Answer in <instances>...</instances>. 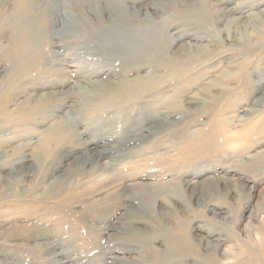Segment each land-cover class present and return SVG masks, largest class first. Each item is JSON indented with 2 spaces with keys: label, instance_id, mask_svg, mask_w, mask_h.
I'll list each match as a JSON object with an SVG mask.
<instances>
[{
  "label": "rangeland",
  "instance_id": "obj_1",
  "mask_svg": "<svg viewBox=\"0 0 264 264\" xmlns=\"http://www.w3.org/2000/svg\"><path fill=\"white\" fill-rule=\"evenodd\" d=\"M3 1L7 9L3 14L16 3L20 6L25 2L16 12L19 31L25 21L19 15L34 14L30 20L33 45L44 57V62L40 61L42 68L55 79L71 75L69 83L55 88L50 85L51 78L39 79L49 87L28 89L29 96H21L17 103L73 88L82 90L84 95L74 96L57 114L53 110L58 103L51 102L52 109L35 116L38 125L34 127L5 130L0 135V157L14 149L33 156L56 124L69 125L71 147L76 141H92L98 136L103 143H109L127 132L139 134L140 142L94 160L86 169L89 174L74 175L67 182L72 190L59 203L45 200L43 193L72 162L85 155V146L74 149L59 172L25 199L22 194L38 184V177L23 180L18 177V163L2 162L0 195L7 199L0 201V264H264V102H259L264 89V0H190L191 7L182 0L148 1V5L165 11L158 15H151L146 4L139 7V12L138 6L131 5L135 0ZM209 1L219 8L217 15L245 7L244 17H235L241 21L239 29L226 24L206 25L207 34L194 33L197 22L210 18L204 8ZM253 4L262 5L255 8ZM249 16L253 18L249 20ZM145 22L146 26H141ZM174 23L173 30L163 32L162 24ZM184 26L193 29L190 37H200L201 41L177 42L164 55L158 42L170 41L167 38L175 37ZM141 36L157 41L142 46L138 43ZM10 37L7 34L3 38L2 47L9 45ZM133 40L137 46L129 44ZM186 44L215 54L192 65L179 80L174 76L155 92L111 101L103 96L106 87H91L107 78L104 74L94 75V62L114 56L119 47L144 48L155 58L172 64V70L152 76L161 83L180 70L174 59L184 55ZM109 47L111 50L104 51ZM193 49L190 54L196 56ZM1 64V71L5 70V62ZM140 75L151 76L146 71ZM187 83L193 87L184 94L183 84ZM188 113L191 123L185 128L181 117ZM171 114H175L176 124L168 129L140 123L143 116L145 121L156 117L170 121L166 116ZM144 125L145 132H141ZM148 128L161 135L151 136ZM90 132L92 137L87 136ZM139 179L147 180L144 184L148 190L133 188ZM54 211L60 214H50ZM44 220L48 226H43ZM20 226L27 228L19 230ZM35 228L39 232L49 228L59 237L25 238Z\"/></svg>",
  "mask_w": 264,
  "mask_h": 264
},
{
  "label": "bare ground",
  "instance_id": "obj_2",
  "mask_svg": "<svg viewBox=\"0 0 264 264\" xmlns=\"http://www.w3.org/2000/svg\"><path fill=\"white\" fill-rule=\"evenodd\" d=\"M148 1H150V0H135L134 2H131V5L138 6V11L141 12V9L139 7L142 4H146L147 6H145V7H147V11L149 10L151 15L164 14V12H165L164 10L162 11L157 6L155 7V6L148 5L147 4ZM182 1L189 2L188 5H186V6H190L191 7V5H193V3H190L191 2L190 0H182ZM23 2H24V0H22V3ZM257 2L259 3V1H257ZM257 2H255V3H257ZM3 3H4V1L0 0V76L3 75L2 76L3 78H0V135H2L5 132V130L10 129V128L14 127V126L20 128L22 126H26V127L33 126L34 127L35 125H38V122L36 121L37 119L35 118V116H37V115H45L44 112L52 109L50 107L51 102H53V103L57 102L58 103L57 107H55L54 110H53V112H55L57 114V112H59L60 109L65 107V105L68 102H70L71 99L74 98V96L84 95V92L82 90H79V89L76 90V88H73L71 90H68L65 93H59L58 95L49 94V95H46V96H41L39 99H36L35 101H33L32 99H27L23 103H17V102L21 101V100L16 101L21 96H22V98H23V96L24 97L27 96V94H28L27 90L28 89H30V91H31V89H34V90L41 89L42 87L47 85V83H44V82L41 83L42 81L40 82L39 79H42V78L44 79L45 78L47 80L48 78H51L53 81L50 82L51 83L50 85H52V87L55 88V87H60L62 85H65L66 83H69V81H71V75L60 76V77L57 76L56 79H55L54 75L48 74V71H45L42 68L43 63H42V65L40 63L44 62V61H42V58H44V57H42V55L40 57V54H38L37 51L34 50L35 48H34V45H33V43H34L33 41H34L35 37H33L34 36V34H33V25L30 22L31 18L34 17V14H32V12H22L19 15L21 17H24L25 21L22 22V24H20L21 25L20 31L17 29L16 25L18 23V13H16V12H17V9L21 5H22V7H24L25 2L23 4H21L20 6H19V4L16 3L14 7L9 9L7 14H3V11L7 10ZM212 4H213L212 1H209L206 4H204L205 7L204 6L203 7L207 10L208 13H210V15H209L210 18L208 19V21L205 20V21H202V22H197L198 25H197L196 28H194V33H198V32L201 31L202 33H204V35L207 34V32H208L207 29L208 28L207 29L205 28L206 25H208V26L209 25H211V26L213 25L215 27H218V26L220 27V25L226 24V25H234V27L238 26V29H239V25L241 24V21L235 19V17L241 18V16H243L245 14V7L236 8L235 10H232V11H225L224 10L225 12L217 15V13L219 11V8L216 7V5H212ZM261 5L262 4H256V5L253 4V6L255 8H257L258 6H261ZM261 15L264 16V13L262 12ZM254 16L257 17V15H254ZM252 18H253V16H249V20L252 19ZM174 25H175V23L174 24H162L161 28H162V30H164L163 32H167V31L173 30ZM141 26H146V22L142 23ZM246 27L247 26H245V28ZM240 29H241V27H240ZM192 30H193L192 28H189V27L187 28L186 26L182 27V29L175 35V37L171 36V37L167 38L168 40L170 39V41L165 40L164 43H162V42L160 43V41H159L158 44H157V45H159L158 48L161 51L164 52V55H166V54L171 52V48H172L173 45H177L180 42L182 43L183 41H186V40L201 41L202 38H200V37H190L189 36L190 33L193 32ZM7 34H10L11 37H10V41L8 42L9 45L5 48V47H2L1 42H2L3 38H6ZM148 38H145V37L141 36V38L139 39L138 43H140L142 46H144V45L149 44L150 42H154V41L156 42L157 41L155 38H150V39H148ZM203 39H204V37H203ZM160 40H163V39H160ZM129 42H130L129 44L136 43V41H134V40L133 41H129ZM215 43H217V42H215ZM232 43L235 44L236 42H232ZM136 46H137V43H136ZM203 48L204 47L195 48V50H194L193 48H190L187 44L184 45V47L182 49L183 52H185L184 55L182 56V54H181L180 59L179 58L178 59H174L179 64L178 66H179L180 70L178 72L174 73V75H170L168 77V79H166L165 81L159 83L152 76H154V74H157L158 72L159 73H164V72H166L169 69L172 70V64L170 65V64L165 63V61L162 60L163 58L162 59L155 58L154 55H152L147 50H144V48L143 49L142 48L139 49V48H127V47L126 48L125 47L124 48H120L119 47V48L116 49L117 51H116V54L114 56L107 57V58L105 57V59L96 60L94 62L95 66H96V71L94 72V75L96 74L97 76L98 75L101 76V75L104 74V75L107 76V78H113V79L123 78V79H125L127 81H121V83L120 82L116 83L114 81H107V78H106V79H103V80H101L99 82L92 83L91 87L92 88H95V87H106V90H104V95L103 96L106 97L107 99H111V101H115V100H124V101H126L128 99V97L129 98L130 97H139V95L144 94V93L147 94L149 92H153V91L155 92L156 91L155 89H158L159 87L163 86L166 83L168 84V82L171 81L174 76H178L177 80H179V77H181L180 76L181 74L184 75V74H188V72H190L191 69H189V68L192 65H194L195 63H199V62H204L208 58L213 56V54H215L214 51H208V50L203 49ZM109 49L111 50V47L105 48L104 51L105 50H109ZM192 49L197 52L196 56H192V54H190ZM2 62H5L6 68H5V70L1 71V68H3L2 64H1ZM145 71L148 72L149 74H151V76L149 78L140 75L142 72H145ZM34 72H36V74L38 73L37 76L32 75ZM256 74H257V71H256ZM133 75H135V77L132 80H129L128 78L133 76ZM246 78H245V80H246ZM241 80H243V79H241ZM247 82H249V81H247ZM146 84H148L146 87H140V86L146 85ZM230 84L231 83H229V85ZM134 86H136L137 88L133 89ZM192 87H193V84H188V83L187 84H183V91L184 92L182 91V93L185 94V92L191 90ZM262 91H263V93H262L263 96H262L261 101H259L261 103L264 102V89ZM219 94L221 96V92H219ZM28 96H29V94H28ZM38 96H40V95H38ZM207 96L208 95H206V97ZM99 98H101V97H99ZM99 98H98V100H100ZM96 99L94 98L95 101H96ZM107 99H106V101H108ZM183 102H185V101H183ZM259 102H257V103H259ZM146 108L147 107H145V106H141V109H143V111L146 110ZM203 108L205 109L206 106L203 105ZM253 109H254V107H253ZM148 112L151 113L150 110ZM140 115H141V113H140ZM155 115H157V114H155ZM173 115H175V114H171V115H167L166 116L170 121H165V120H163L164 118H160V117H156V118H154V120L145 121V119H143V117H144L143 116L142 120H140V123L141 122H143V123L147 122L146 124L153 125L154 126L153 128H155V129L160 128V127L168 129L170 127H173V124H176V120L173 119L174 118ZM148 116H150V115L147 113V118H149ZM189 117H191L189 113L186 115V117L185 116L181 117V118H183V124H185V128L188 126V124L191 123V121H190L191 119H189ZM138 125H136L135 127H137ZM141 125H142V123H141ZM135 127H133V129ZM145 127L146 126L144 125L140 129L141 132L144 131ZM14 129L12 128V130H14ZM138 129H139V127H138ZM148 129L151 130V132L149 133V134H151V136H153V135L160 136L161 135L159 133L160 131H157V132L153 133L152 128L151 129L148 128ZM70 131H71V129H70L68 124H66V125L65 124H61L59 126L56 124L55 129H53V131H51L52 132L51 135L48 136V137H44V139L42 140L41 144L38 145V147H36L33 156L26 155L25 153L19 154L20 150L19 149H14L12 151V153L5 154L4 156L0 157V164L2 162H4V163H6V162L18 163V165L20 166L19 170H18V174H19L18 177H21L23 180L27 179V180L30 181V179H35L36 177H38L37 178V179H39L38 180V184L37 185L35 184L34 186H32V188H30V191H28V193H25V195L22 194L23 195L22 198L25 199V197L29 198V197H32L33 195H35L37 190L39 191V189H37V188L43 186L46 183V181L50 177H52L51 176L52 174L58 173L59 170L63 167L64 163H62V162L66 161L69 158V154H71L73 151H75L74 149H76V148H78L80 146H85V149H86L85 155H83L82 157H80L77 160H75L74 162H72L71 165H69L68 168L63 172L62 176L58 177L51 184V186L46 188L48 190L45 191V193H43V198L45 200H47V199L50 200L51 199L52 201H56L57 203L63 202L61 200H63L64 194L66 192L72 190L71 188H68L67 182L74 175L76 177L77 176H81L82 177V176L86 175L87 173L89 174L90 172H88V171L86 172V169H87V167H89L94 162V160L102 159V158L110 155V153L112 151H116V150L122 149L126 145H136L138 142H140V140L137 139V137L140 136L139 134L138 135L137 134L134 135V133H136V132H133V134H132V132H130V134H129L130 136H129L128 132H127V133L123 134V136H121L119 139H117L115 141H111L109 143H106V142L103 143L102 137L98 136V137H96L95 140H92V141H90L89 139L85 140L84 142L76 141L74 143L73 147H71L70 144H72V142H71L72 140H70V137H68L69 134H70ZM132 131H134V130H132ZM48 133H50V130H49ZM158 133H159V135H158ZM172 134H174V133L172 132ZM90 135H91V132L88 133L87 136H90ZM90 137H92V136H90ZM165 138L167 139V136H165L164 139ZM54 143H55L56 146L53 145ZM17 155H18V157L14 160V157L17 156ZM12 159H13V161H12ZM3 166L0 165V170H1V167H3ZM94 172L92 171L91 173H94ZM146 181L147 180L139 179L138 181H135L134 184H132V186H133V188L148 190L147 185L144 184V183H146ZM114 182H113V184H114ZM17 184H18V186H21V184L19 185L18 181H17ZM43 188H45V187H43ZM52 190L54 192L56 191L57 194L53 195L52 192L49 193ZM114 192H115V190H114ZM110 194H107V195L109 196ZM3 195L4 194L0 195V201H3V200L7 199V198H4ZM110 197H111V195H110ZM25 207H27V206H25ZM61 207L63 209V206H61ZM30 208L32 209V207H30ZM66 209H65V211H66ZM42 211L43 210H41V213H42ZM210 212H211V210L208 213H210ZM213 212L215 214L217 213L216 210H214ZM35 213L38 214L39 211L37 212V210H35ZM50 214L57 215V214H60V213L57 212V211H54V212H51ZM94 217L96 218L97 216H94ZM95 218H93L94 221H96ZM47 220H49V219H47ZM47 220H44L45 222L43 221L44 222L43 226H45V225L48 226ZM59 221H60V219H59ZM61 221L63 222V219H61ZM101 221H102V217H101ZM94 224H95V222H94ZM17 228L19 230H25L27 227L20 226V227H17ZM31 229H33V228H31ZM36 229L37 228H35L34 231ZM48 229L49 228L45 229L42 232H39V230H36L37 232L33 231V233L31 235L26 236L25 238H36V239L37 238L38 239L39 238H41V239L42 238H51V239L54 238L55 234H53V233L55 231H53L51 229H50L51 231H48ZM58 237H55V238H58ZM158 239H160V238H158ZM156 243H157V241H156ZM49 246L52 247V244H50ZM46 247H48V246H46ZM55 249H57V248H55ZM50 250H51V248L48 251H50ZM167 251H166V253H168ZM233 251H235V250H233ZM89 252H90V250H89ZM5 253H7V251ZM217 256H219V255L217 254ZM225 256H226V254H225ZM143 258H144V256H143ZM235 258H237V257H235Z\"/></svg>",
  "mask_w": 264,
  "mask_h": 264
}]
</instances>
